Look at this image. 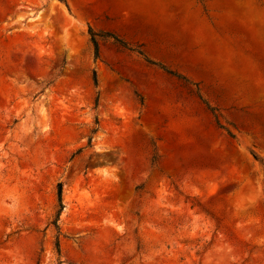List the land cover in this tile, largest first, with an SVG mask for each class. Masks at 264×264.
<instances>
[{
  "label": "rangeland",
  "instance_id": "rangeland-1",
  "mask_svg": "<svg viewBox=\"0 0 264 264\" xmlns=\"http://www.w3.org/2000/svg\"><path fill=\"white\" fill-rule=\"evenodd\" d=\"M0 264H264V0H0Z\"/></svg>",
  "mask_w": 264,
  "mask_h": 264
},
{
  "label": "trees",
  "instance_id": "trees-1",
  "mask_svg": "<svg viewBox=\"0 0 264 264\" xmlns=\"http://www.w3.org/2000/svg\"><path fill=\"white\" fill-rule=\"evenodd\" d=\"M92 42L94 44V57L97 58V43L94 40V38H92ZM93 81L95 83V78H93ZM91 140L88 141V144H90ZM61 185H58V189H57V201H58V207H59V211L60 212L62 210V202H61ZM59 216V214H57V217Z\"/></svg>",
  "mask_w": 264,
  "mask_h": 264
}]
</instances>
